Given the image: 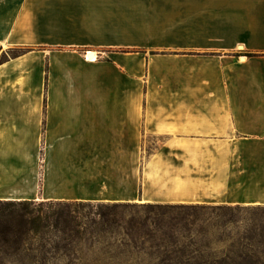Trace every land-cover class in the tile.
Instances as JSON below:
<instances>
[{
	"label": "crops",
	"instance_id": "obj_1",
	"mask_svg": "<svg viewBox=\"0 0 264 264\" xmlns=\"http://www.w3.org/2000/svg\"><path fill=\"white\" fill-rule=\"evenodd\" d=\"M138 189L264 205V0H0V200Z\"/></svg>",
	"mask_w": 264,
	"mask_h": 264
},
{
	"label": "trees",
	"instance_id": "obj_2",
	"mask_svg": "<svg viewBox=\"0 0 264 264\" xmlns=\"http://www.w3.org/2000/svg\"><path fill=\"white\" fill-rule=\"evenodd\" d=\"M0 264H264V206L0 200Z\"/></svg>",
	"mask_w": 264,
	"mask_h": 264
},
{
	"label": "rangeland",
	"instance_id": "obj_3",
	"mask_svg": "<svg viewBox=\"0 0 264 264\" xmlns=\"http://www.w3.org/2000/svg\"><path fill=\"white\" fill-rule=\"evenodd\" d=\"M9 54L12 55V54H15V52L14 53L10 52ZM169 130H172V129H169ZM160 142H163L160 137H156L153 134L151 135L147 131H144V129H137V180L141 175V172H140V170L142 168L141 165L144 163L145 159L148 158V156L154 155L158 151L161 150L160 149V147H161ZM248 192H250V191H248ZM235 193H236V195H239L238 192L234 191L233 194H235ZM258 193L264 194V191H258ZM148 194L149 193H147L146 191L138 189L136 201L131 202V203H127V204L141 205V204L150 203V204H167V205H205V206H218L219 205V204H210V203H172V202L169 203V202H164V201H169L172 198L160 197L159 192L156 190H152L151 193L149 195ZM146 200H148V201H146ZM204 200H209V199H204ZM232 200H238V198H232ZM9 201H15V200H9ZM19 201H22V200H19ZM27 201L42 202V200L41 201H39V200H27ZM49 201H53V200H49ZM64 202H83V201H64ZM91 203L106 204V203H116V202H91ZM225 205H227V204H225ZM236 205H238V204H236ZM228 206H235V205H228ZM239 206H248V205H239ZM254 206H257V205H254ZM260 206H264V205H260Z\"/></svg>",
	"mask_w": 264,
	"mask_h": 264
},
{
	"label": "bare ground",
	"instance_id": "obj_4",
	"mask_svg": "<svg viewBox=\"0 0 264 264\" xmlns=\"http://www.w3.org/2000/svg\"><path fill=\"white\" fill-rule=\"evenodd\" d=\"M87 57H88L87 58L88 60H93V59H95L96 55H95V53H90L87 55Z\"/></svg>",
	"mask_w": 264,
	"mask_h": 264
}]
</instances>
